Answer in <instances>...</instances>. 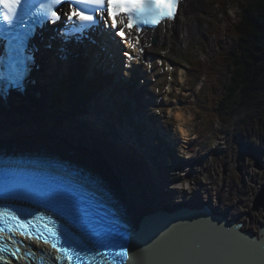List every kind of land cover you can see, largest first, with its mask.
I'll use <instances>...</instances> for the list:
<instances>
[{
  "label": "rangeland",
  "instance_id": "obj_1",
  "mask_svg": "<svg viewBox=\"0 0 264 264\" xmlns=\"http://www.w3.org/2000/svg\"><path fill=\"white\" fill-rule=\"evenodd\" d=\"M243 1L244 0H226L224 5L218 4L217 6L215 4L216 0H200L201 6L198 7L197 12H199V10L201 9V11L204 12L208 18H213L218 15L221 21H223V23L225 24H227L230 19H233L232 21L236 19V22H239L241 16L238 14V3H242ZM192 17L196 18V15L193 14ZM230 23L231 22H229V24ZM193 35L194 34H191V37ZM229 39L230 36L227 35L226 41H228ZM204 57L209 58V56ZM161 67V64H156L152 70L153 75L148 76V80H150L151 82L149 84V91L156 94L158 98V88L156 87L158 85L169 82L172 84V87H169L168 85L165 86L167 92L173 90V93L176 94H190V97H185L184 99L181 98V100H178L176 98H169L166 105L168 106L169 111H173L174 113L179 110L180 106H183L179 110V112H182L183 110L182 113L185 115H183V121H180L175 117L172 118V120L177 122V124L184 123L189 129L194 130L193 132L195 133L192 132V136H189L190 139L186 137L187 141L199 138L197 140V144L200 145H198V147H196L193 151H189L187 147H184L189 151L188 155L190 157H195L198 155L200 149L204 151V155L202 156V158H205L208 155V160L201 165V168L199 167V170L195 169L194 167H192L191 170L189 169V175L187 176L190 179V184L187 187H184L186 189L183 190L184 193L186 191L188 192L184 196V199L196 201H199L200 199H204L206 201L211 200L219 210L221 209L222 213L224 211L228 212L225 214L229 216L233 215V213L236 216H240V220L243 221V225L246 221L245 219L247 218L250 221L256 220L255 225L250 227L244 225L243 227H247L258 232L259 228L257 226L260 222L264 223V205L260 204L259 207L255 209L254 202L261 187L264 185V153H262L261 150L254 152L251 148H249L248 150V145L251 143L252 146H256L259 149L263 148L264 139L262 138H264V135L262 131H264V129L261 130L260 133L258 132L259 135L256 134L257 137L255 138H250L247 135H244V138L233 137L232 133L234 132L235 127L224 123L222 119V116L224 115L221 110L218 114L217 112L215 113V111H213L217 103L218 105H220V101L218 102L217 94L214 95L212 93L211 86L208 83L209 78L207 79V81H199L202 75L200 74L198 76H195L192 74V69L188 68L187 74L190 76V79L192 76L196 78V81H194L192 86H190L189 78L186 82H179L178 77L172 79L170 78L169 74H167L163 78L159 79L158 76H160ZM124 75V78L128 77V73L124 72ZM219 76L220 75H218V77L215 76L214 80L215 82H217L216 85L219 88H217L216 91L220 92L224 87L222 83L223 81H221ZM230 76L228 78H230ZM178 82L179 86L177 84ZM159 93H162L161 90L159 91ZM150 97L153 98L152 95H150ZM186 109L187 111H192L190 115L191 117L187 115ZM153 111L155 112V110ZM33 113L34 112H32V114ZM61 113L62 112L59 111L56 114H58L62 120ZM199 113L201 115V119L198 117ZM194 116H196L195 120H191L194 119ZM81 120L78 119L73 122L72 119H68L67 121L63 119L62 122L65 121L64 123H67L66 126L68 129L71 127L73 130H76V132H80V129L83 127L80 124V122H82ZM174 128H176L177 131V133L174 135L179 136L178 125ZM188 128H185L187 131L186 136L189 135ZM260 134L263 135V137H261ZM88 138L95 140L100 146H105L107 143V140H104L101 137L100 140L91 137ZM187 144V142L183 143L184 146H187ZM204 146L206 147L203 148ZM216 147H218V150L214 151ZM209 151H214V153L212 155H209ZM261 153L262 156H260ZM120 155L123 157L122 154ZM139 176L142 177L141 174L138 175V177ZM258 214L259 216L258 218H256V215Z\"/></svg>",
  "mask_w": 264,
  "mask_h": 264
},
{
  "label": "water",
  "instance_id": "obj_2",
  "mask_svg": "<svg viewBox=\"0 0 264 264\" xmlns=\"http://www.w3.org/2000/svg\"><path fill=\"white\" fill-rule=\"evenodd\" d=\"M88 143L96 144L97 142L85 138L84 146H87ZM108 145L110 146V143ZM98 146L96 148L101 152L104 146ZM10 148L21 149L16 148L15 145L10 146ZM118 151L117 148L115 155L122 154ZM67 153L70 154V152ZM115 155H113L112 160L117 159ZM124 157L130 159V157ZM85 163L83 162V165L87 169L95 170L91 164L85 165ZM80 164L82 163L80 162ZM93 173L92 175L96 174L95 171ZM93 180L96 184L109 186L108 190L112 192H109V196L114 200L111 202L113 209L115 208L113 212L119 218L118 221L127 226V230L118 229L121 234L125 235L127 232L130 244L128 259L124 260L123 264H141L146 252V244L153 237L154 240H156L155 237L159 239L154 264H264V223H259L258 232L242 227L239 222L240 216L230 217L221 213L211 200L206 201L204 199L197 202L196 200H186L177 204H165L152 199L150 202H146L145 199L133 194L136 206V209L133 210L128 199L127 202L120 195V193L125 194L126 192L118 186L122 185L119 183V179L110 181L105 177L96 175ZM143 181L145 186H142L148 189V181ZM147 194L157 196L150 189L147 190ZM254 203L255 209L260 204L264 205V185L257 194ZM207 226L216 230L215 236L220 237V239L211 240L209 238L205 245L203 240L200 242L196 240V237L199 236L197 230H204ZM189 232H192L193 237L188 234ZM121 239L119 240L125 241V237ZM240 251L245 255L239 254ZM233 255L236 257L232 258Z\"/></svg>",
  "mask_w": 264,
  "mask_h": 264
},
{
  "label": "bare ground",
  "instance_id": "obj_3",
  "mask_svg": "<svg viewBox=\"0 0 264 264\" xmlns=\"http://www.w3.org/2000/svg\"><path fill=\"white\" fill-rule=\"evenodd\" d=\"M194 1L195 0H185V6L184 5L182 6L184 8L181 11L184 17H187V14L192 9V6L194 5ZM183 24H184V21L181 20L175 26L174 29H172L171 24H168L169 25L167 26L168 30L167 31L160 30V32H158L157 34L158 43L156 45L150 46L149 49L155 50L157 45L160 44L162 40H167L169 38L172 30L180 29V32L187 31L186 28L183 29ZM184 26H186V24H184ZM193 30H197V27H194ZM46 33L48 35V32ZM218 39L220 42H222L221 37H219ZM40 41L41 39L39 38L38 42L41 43L40 48H41V52L43 53L44 49H46L47 42L46 41L40 42ZM116 43L120 44L119 41H117ZM50 44L51 45L49 46L51 48L52 43ZM99 50L101 51L100 48ZM53 54H54L53 50H50V52L49 51L45 52V54L43 55L45 57H42V55H40L42 57V62L44 61V64H43L44 66L46 65L45 64L46 61H48V59H45L46 55H49V58L51 60V62L49 63H51V65L53 66V62H52ZM79 54H81V52H79ZM60 70H61V67L59 66L57 73H59ZM39 77L41 78L42 75L40 74ZM43 81L44 79H42V82ZM41 97L42 99L38 103L35 102L34 100L31 101V97H28L27 99L21 100L20 102H15V104L8 110L0 107V144L2 145L5 144V146H9V147L10 146L12 147L15 145L16 148H23L26 145L34 146L35 148L45 147L47 148L45 151H55L54 153H58V152L60 153V150L66 153L70 152L72 155H70V157L68 158L70 159L72 158L73 160L75 159L76 162H79V161L86 162L85 165L88 163H89L88 165L91 164V166H93L95 170L93 169H89V170H91L92 172L95 171L98 177H105L107 180H110V181L112 180L114 181V179L115 180L119 179L120 180L119 183L122 185H118V186L120 188L122 187V189L126 192L125 194L120 193V195L123 197L122 199H125V201H127L128 199L129 204L132 205L133 210L136 209L133 194L137 195L141 199H145L146 202H150L151 199L153 201L157 200L159 202H162V201L167 202L166 198L165 199L162 198L164 194L157 195L156 197L154 195L150 196V194H147V190H146L147 188H144L142 186V185H145L143 178L140 176L136 177L138 173L141 174L142 172L141 169L146 164L148 165V168L150 170L149 172L150 174H148L147 177L150 176L153 179L155 177H161L160 175L155 176V173L152 170V168L157 169L158 171L160 170V168L158 167L162 165L161 159L158 158L159 157L158 155H157L158 156L157 158H154L152 154H149V152L151 153L153 152L154 146L148 144L147 140L145 142L143 140H139L137 142L139 143V145H137L138 148L134 144H126V145H130L131 149L136 151L137 158L141 161L134 160L132 158L127 159L124 156L123 157L119 156L120 154L115 155V151H117V148L111 144L110 146L106 144L101 150V152H99L96 148V146H98L97 145L98 142L96 144L88 143L87 146H84L85 138H88V137L92 138L91 135H88L89 131L84 129L80 132L79 131L76 132L71 127L68 129L66 124L62 122L63 119L61 120L58 114H54L51 110H48V103L46 101L47 97L44 95L43 92H42ZM31 112H34L33 116L30 114ZM182 112L178 111V117L183 118L184 114ZM28 123L30 124L29 128L26 125ZM126 124L127 122H124L122 126H125ZM181 131L185 135L187 134V131L184 127H182ZM254 135L255 137H257L256 134H252L250 137L253 138ZM141 146L143 147L140 148ZM188 149L191 150V146H189ZM155 151H158V149H155ZM113 155H115L118 161L116 159L112 160ZM148 157H150L149 162H147ZM181 160L183 161V164L186 170L188 169L187 172H189V169L191 170V168L193 167V163L189 161H185L183 159ZM154 181H156V178L154 179ZM218 211L222 213L221 209L220 210L218 209ZM223 213L225 214L228 212L223 211ZM235 216L236 215H234L233 213V215H231L230 217H235ZM258 216L259 214L256 215V218H258ZM245 220L246 221L244 222V225H247L249 227L256 224L255 223L256 220L250 221L248 218ZM239 221L241 223V226L243 227L244 226L243 221L240 220V217H239ZM257 227L259 228V225ZM191 233L192 232H189L188 234H191ZM197 233L199 236L196 237V240H199L200 242H202L203 240L205 245L208 243L209 238L211 240L217 239V238L220 239V237L215 236L217 231L213 230L211 226L205 227L204 230H200V231L197 230ZM191 236L193 237L192 234ZM153 238H150V240L146 244V252L144 254V258L141 264H154V261H155L154 256H155V252L158 249L157 241H159V239L158 237L157 238L155 237L156 240H154ZM234 240L237 241V239H234ZM240 253L241 251L239 252V254ZM241 255L244 256L245 254L241 253ZM234 257H236V255L232 256V258ZM12 263L20 264L18 262H12Z\"/></svg>",
  "mask_w": 264,
  "mask_h": 264
},
{
  "label": "trees",
  "instance_id": "obj_4",
  "mask_svg": "<svg viewBox=\"0 0 264 264\" xmlns=\"http://www.w3.org/2000/svg\"><path fill=\"white\" fill-rule=\"evenodd\" d=\"M238 5L240 21H228L226 36L230 39H222L219 63L212 69L228 81L226 90L217 96L220 105L214 111L221 110L224 123L235 127L233 137L244 138L264 129V0H244Z\"/></svg>",
  "mask_w": 264,
  "mask_h": 264
},
{
  "label": "snow or ice",
  "instance_id": "obj_5",
  "mask_svg": "<svg viewBox=\"0 0 264 264\" xmlns=\"http://www.w3.org/2000/svg\"><path fill=\"white\" fill-rule=\"evenodd\" d=\"M67 3L81 6L85 10L82 11L81 7L74 8L71 14L67 15V20L69 22L75 21L79 22V27L77 31L82 30L90 25H94L100 16V14L107 12L108 17L111 19V27L117 28L119 25V35L122 39L125 37L124 29H133L135 28L138 32L142 26H148L150 28L155 27L161 24L163 21L176 18L177 2L176 0H65ZM21 0H0V4L4 6L7 10L3 14V21L5 23L11 24L14 17V9L19 6ZM61 3V0H48L47 4L42 5L41 11L48 15L50 14L52 22L60 19V16L56 11H53V6ZM126 16V20L122 17ZM19 39H23L20 37ZM136 43H139V38H137ZM130 47H135L134 43L129 44ZM143 49H141L142 51ZM187 187V185H183ZM66 211L69 214H79L83 210L68 203L66 205ZM85 220V227H88L91 223L87 217H83ZM0 233H3L5 229L8 232H13L16 228H20V235L27 236L28 226L31 225V222L24 223L20 221L16 216L11 213H8L7 210H0ZM48 235L52 238V247L58 252L63 253L68 259L79 260V253L72 248V245L75 241L72 239L69 233H62L64 237V244L67 247L60 246L57 244L60 241V236L57 235L52 229H48ZM28 238H31L28 236ZM43 238V237H41ZM45 243L49 241L44 240ZM105 247H118L120 250L115 253L117 257L121 258V261L128 259L127 246L120 243H108L106 241H101ZM15 254V253H13ZM60 259V257H57Z\"/></svg>",
  "mask_w": 264,
  "mask_h": 264
},
{
  "label": "flooded vegetation",
  "instance_id": "obj_6",
  "mask_svg": "<svg viewBox=\"0 0 264 264\" xmlns=\"http://www.w3.org/2000/svg\"><path fill=\"white\" fill-rule=\"evenodd\" d=\"M260 223H263V222H260Z\"/></svg>",
  "mask_w": 264,
  "mask_h": 264
}]
</instances>
